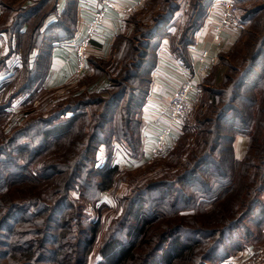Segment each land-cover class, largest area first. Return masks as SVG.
Segmentation results:
<instances>
[{"label": "trees", "instance_id": "obj_1", "mask_svg": "<svg viewBox=\"0 0 264 264\" xmlns=\"http://www.w3.org/2000/svg\"><path fill=\"white\" fill-rule=\"evenodd\" d=\"M66 1L57 21L40 32L46 17L56 13L57 0L27 5L24 0H0V34L9 41L15 35L24 64L13 75L14 90L8 86L0 97V264H86L99 228L83 219L84 210L94 207L104 192L112 195L119 216L105 229L96 264H221L242 251L252 230L246 221L259 218L255 226L260 227L264 218V15L257 19L264 3L250 4L239 20L244 28L230 53L247 31L245 52H236L241 67L230 65L219 88L211 83L206 87L208 79L200 86L209 96L194 126L202 131L190 158L150 185L116 196L122 171L113 164V143L130 158L139 157V113L149 92L155 50L167 37L171 54L191 68L187 46L206 1L190 0L184 24L170 34L168 23L180 9L177 0H148L145 7L155 9L151 24L133 19L132 36L116 37V58L109 69V61L89 57L92 73L79 77L46 117L26 112L20 124L5 131L12 100L21 93L36 95L49 49L73 32L76 0ZM246 22L252 29L247 30ZM33 48L39 53L29 68ZM9 55L0 57V73ZM105 76L107 85L90 92ZM187 124L177 145L190 134ZM237 136L248 139L241 160L233 152ZM101 146L102 166L96 158Z\"/></svg>", "mask_w": 264, "mask_h": 264}, {"label": "crops", "instance_id": "obj_2", "mask_svg": "<svg viewBox=\"0 0 264 264\" xmlns=\"http://www.w3.org/2000/svg\"><path fill=\"white\" fill-rule=\"evenodd\" d=\"M36 1L37 0H24V5L32 4ZM116 1L120 2L125 7L130 8L131 11L129 13H117L114 11H109L106 14L103 25L99 27L92 39L91 46L87 53V61L91 56L106 60L115 54L113 43L116 37L119 35H124L127 37L132 36L135 25L133 19L136 21H141L139 20L140 15H138V13L145 7V4L148 0ZM189 1L186 4H183L179 11L173 15V18L170 20L167 26L168 33L173 34L183 24V21L186 18L185 13L188 9ZM205 1L207 5L205 13L199 27L193 34L192 43L187 46L188 57L189 55L200 52L204 49H208L210 54L217 56L221 53L227 52L237 43L242 29L244 28V25L240 24L239 29H229L224 32L218 42L212 41L213 30L220 15V7L216 0ZM66 5V0H57L56 13H52L46 17L40 32L44 31L47 26L57 21L58 17H60L64 11ZM97 7L98 0L75 1L74 10L72 12L73 32L71 36H69L68 39L54 42L52 44L45 59V63H43L40 68L43 73L35 83L34 88H36V95L32 97L30 93L26 92L15 97L12 100L10 108L8 109L10 116L9 118H12V114L17 112L19 113L17 115L19 116L18 118H21V115L24 114L22 111L27 106H30L33 101L38 99L40 101H44L45 98H48L55 89L67 87L76 83L74 76V71L76 68V57L74 52L75 44H77L82 38L84 27L86 23L92 18V15ZM26 28L27 25L24 24L20 32L24 33ZM8 52H10V55L6 61L7 68L2 73H0V97L3 94L6 95V93H8L6 92V88L8 86H12L11 84L14 81V73L16 71H22L24 65L22 51L16 45L15 35H13L9 41L7 35L2 33L0 34V57L5 56ZM38 53L39 50L37 48H33L29 53L27 60V65L29 68H32L34 65ZM216 64L209 70L208 75H210L213 69H216L215 78L217 84H219L222 80L225 68L220 65L216 66ZM190 69L191 68H185L182 66L180 62L171 54L169 50V39L167 37L162 38L155 50V65L151 72L149 92L146 97L145 104L139 113V119L141 121V145L139 157L135 159L130 158L121 145L116 142L113 143V164L117 165L121 170L122 167L144 166L150 162V148L154 145L156 134L167 121L168 104L178 88L189 79ZM91 73L92 69L88 65L87 70L83 75H89ZM204 80L200 81L198 86H200ZM104 81L105 80H103V83ZM14 88L15 86H12L11 91H13ZM31 100L33 101L29 102ZM15 116L16 115H14V117ZM176 133L177 131L175 134ZM247 144V137L237 136L235 138L233 142V152L235 159L241 160L245 156ZM173 145L174 144H172L171 147H173ZM98 154H100L99 158H101L100 162H102L101 160H104L103 156L105 155V148L101 147ZM259 228V230H256V233L253 232L251 234L252 239L247 242L245 249L236 253L240 255L237 258H234L236 260L231 261V264H235L237 260L240 259V256L241 259L248 258L250 261L252 259L264 261L263 258L257 256L258 250V252L264 253V218ZM260 233L262 234L260 235ZM258 234L260 237L257 236ZM257 239H259V241L262 240V242L256 247L255 241L257 242ZM254 248H257L256 252L250 253Z\"/></svg>", "mask_w": 264, "mask_h": 264}, {"label": "rangeland", "instance_id": "obj_3", "mask_svg": "<svg viewBox=\"0 0 264 264\" xmlns=\"http://www.w3.org/2000/svg\"><path fill=\"white\" fill-rule=\"evenodd\" d=\"M234 1L237 3V5L239 7V13H238L239 20L242 17V14L244 13V11L249 7L250 4L251 5H258L260 3L261 4L264 3L263 2L264 0L261 2H258L259 0H257V1L256 0L246 1V2H244L245 4H243V2L239 1V0H234ZM178 5H179V7H181V5L179 3H178ZM154 11H155V9H149V7H144L138 13V15H140L139 20H141V22L144 24L150 25L151 24V17H153ZM263 15H264V13L261 14L257 19L262 20ZM184 22H185V20L183 21V24H184ZM245 25L247 27V30H249V28H251L249 25V22H246ZM252 26H253V28H258V29H261V27H262V25H260V24H258V25L254 24ZM247 39H248V35H247V31H246L244 33V35L242 36L243 41H241L239 43V46L237 49L234 48L235 50H233V52L230 53V51L232 50V47H231L227 52L221 53V54L227 56V58L224 57V60H220V58H218V62L216 64V66L220 65V66H223L225 68V72L222 76V80L219 84H217L216 78H215V72H216L215 70L216 69H213L212 72L210 73V75H208L206 77V79H208V84L205 85L206 87H208L209 85L212 84V87L214 89L219 88L220 85L222 84L224 75H225L226 71H228V67L230 65H233L235 67H241V60L239 59L240 57L237 56L236 52H239V54H243L245 52L246 46H244L243 44L246 42ZM218 57H219V55H218ZM115 58H116V56H115V54H113L109 59L105 60V61H109L107 69H109V66L115 61ZM103 80H105L104 83H103ZM108 82H109L108 78H107V76H105L99 83L95 84L96 86L93 85L90 88L91 89L90 92H94V91H97V90L105 87ZM73 85H70L67 87H60V88H63L64 90L66 89L63 94H56L57 89H55L48 98H45L44 101H42V100L40 101L38 99L37 104H35V105L31 104L30 106H27L23 111L22 110H20V111H22L23 113H26V112L33 110L35 112V114L40 113V115H42L43 117H46L49 114V112L52 111V108H54L53 106L56 103H59L60 100H63V99L68 97V93L70 90L68 88L72 87ZM200 86H198L197 91H196L197 105H196L195 111H194L191 119L185 121V122H188V124L186 126H188V132L190 133V134H188V136L186 135L187 138L184 139L183 141H181L179 145H177V139H176L174 146L169 151V154L166 157H162V159H155V160L145 164L144 166L122 167V170L120 169L122 171L121 175H120V177H121L120 183L115 190L116 196H122L124 194H129L130 191L133 190L135 187L141 188V187H144L146 185H150L152 182L159 180L163 176V174L174 172V171L178 170V168H180L183 165V163H184L183 161L187 158H190L189 155L195 147V142L197 141V139H200V137H201L200 134H198V133H200L202 131V129L197 130V128L194 126L197 125V127H198V124H199L197 121V118L199 119L198 113L201 111H205L206 105L203 103H204V101L208 100V96H209V94L207 92L203 91V89H201V91H200ZM60 88H58V89H60ZM100 106L102 107V105H100ZM204 106H205V109L202 110L204 108ZM18 114H19L18 112L15 114L13 113L12 117H14V115H16L15 119H17L19 117V116H17ZM25 117H26V114L21 115L22 120ZM10 120H11V118L8 117V119L5 121V124H3V126H4L3 129L5 131H9L11 129V126L9 124V122H11ZM180 131H181V128L179 129V133H180ZM178 137H179V134H178L177 138ZM182 144H184V146H183L184 148L181 146ZM190 146H191V148H190ZM101 147H103V146H101ZM173 150H175V151L170 155V153ZM99 156H100V154H98L96 152L97 162L99 163L100 166H102L103 162L105 161V155L103 156L104 160L103 159L101 160L102 162H100L101 158H99ZM171 169H173V170L171 171ZM73 195L76 196L75 193ZM260 199H262V200L264 199V191L262 192ZM118 214H119L118 207H117L112 195L110 194V192H104L102 194L101 199L95 204L94 207L89 205L87 207V209L84 210L83 219L91 221L92 223L98 224V228H99V230H98L99 236H98L97 243L93 247V251L90 254V256L88 257V261L86 264H96L97 263L98 257L96 256V249L102 240V237L105 233L106 227L110 224V222L114 218L119 216ZM257 220H259V218L253 217L252 220L249 219L248 221H246L248 228L249 229L252 228L251 234L253 232L256 233L257 232L256 230L260 229L259 227L255 226V223ZM261 234L262 233H260V235ZM257 236H259V234ZM261 238H263V237H261ZM250 239H252V236L249 235L248 240H250ZM248 240H243V244H245V247L247 246ZM257 240L259 241V239H257ZM258 241L257 242L255 241L256 247H257V245L261 244V242H262V240H260L259 242ZM256 250H257V248H254V249H252V251L250 253H252V252L254 253V252H256ZM258 251H257V256L264 259V253L258 252ZM239 255L240 254H236V253L231 255L228 258L230 260V262H228V264H231L232 263L231 261H235L236 259H234V258H237ZM245 261H246V259H241V256H240V259H238L235 264H245ZM221 264H223V263H221Z\"/></svg>", "mask_w": 264, "mask_h": 264}, {"label": "built area", "instance_id": "obj_4", "mask_svg": "<svg viewBox=\"0 0 264 264\" xmlns=\"http://www.w3.org/2000/svg\"><path fill=\"white\" fill-rule=\"evenodd\" d=\"M189 0H177L183 6ZM220 7L219 19L214 27L212 41L218 42L224 32L229 29H239V7L234 0H216ZM109 11L117 13H129L130 8L125 7L116 0H100L98 7L94 11L92 18L84 27V33L80 41L75 44L76 68L74 71L75 79L81 77L87 70V53L91 46L92 39L99 27L103 25L104 18ZM191 64L189 79L185 81L172 96L168 104L167 121L156 134L154 145L150 148L151 161L166 157L169 154L172 144L175 143L182 124L191 119L196 105L197 97L195 95L200 81L204 80L209 70L218 62V56L210 54V51L204 49L200 52L189 55ZM66 90V89H65ZM63 88L57 89L56 94H63ZM37 100L32 105L37 104ZM22 118H11L10 126L21 123ZM177 133L175 134V132ZM177 135V136H176ZM174 146V145H173ZM229 259L222 262L228 264ZM250 259H246L248 264Z\"/></svg>", "mask_w": 264, "mask_h": 264}]
</instances>
